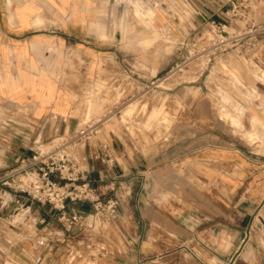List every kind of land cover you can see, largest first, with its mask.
I'll return each mask as SVG.
<instances>
[{"label":"crops","instance_id":"crops-1","mask_svg":"<svg viewBox=\"0 0 264 264\" xmlns=\"http://www.w3.org/2000/svg\"><path fill=\"white\" fill-rule=\"evenodd\" d=\"M228 6V0H0V169L85 119L108 116L84 152L93 183L104 193L117 189L121 198L112 221H90L47 246L0 223V264H264V146L258 150L257 141L222 118L203 90L231 84L227 69L213 74V65L204 79L192 80L203 94L195 107L166 109L176 117L171 128L140 124L137 112L121 106L152 103L140 88L170 58L168 43L153 41L155 31L183 42L208 20L228 19ZM255 13L264 22L263 6ZM236 49L221 56L230 70L244 66L230 59ZM255 50L264 69V41ZM260 88L262 96L244 113L251 129L254 118L264 119V83ZM170 96L188 99L179 90ZM89 101L99 109L91 111ZM145 110L141 116L152 108ZM34 211L55 216L45 204ZM38 228L44 232L43 224ZM98 240L111 248L91 254Z\"/></svg>","mask_w":264,"mask_h":264},{"label":"built area","instance_id":"built-area-1","mask_svg":"<svg viewBox=\"0 0 264 264\" xmlns=\"http://www.w3.org/2000/svg\"><path fill=\"white\" fill-rule=\"evenodd\" d=\"M263 4L264 0H228V19L208 20V28L183 41L182 46L192 38L193 59L206 55L209 61H216L232 48L256 52V42L264 41V22L255 12ZM230 22L238 23L239 28L231 30ZM205 38L207 43H203ZM187 61L182 62L183 66ZM104 120L85 119L73 132L53 135L32 153L18 154L12 165L1 168L0 223L16 229L18 237L32 236L38 245L47 246L66 237L75 227L85 228L90 221H112L121 200L118 190L104 193L93 183L92 167L84 152L86 141L99 132ZM36 203L49 205L55 211L54 219L39 217L34 211ZM79 203H89L91 211L75 210L73 205ZM39 224L44 225L43 233L38 230Z\"/></svg>","mask_w":264,"mask_h":264},{"label":"rangeland","instance_id":"rangeland-1","mask_svg":"<svg viewBox=\"0 0 264 264\" xmlns=\"http://www.w3.org/2000/svg\"><path fill=\"white\" fill-rule=\"evenodd\" d=\"M168 6L173 12H176L178 9L177 4L175 3H168ZM203 28L207 29L208 26L205 25ZM191 40L189 44L185 42L186 46L184 48L172 51V47L175 43L182 44V38L178 39L171 33L167 36H162L159 32L155 31L153 41H163L168 43L170 58L169 65L159 73L154 72V77L145 86L146 88H140V91L143 94L149 93L153 96L152 103L150 104L148 100H134L126 101L124 104H121V106L125 108L126 113L137 112V121L140 124L146 123L153 127H159L164 124L171 128L177 122L175 119L176 117L172 116L171 111L166 109H171L177 106L184 108L195 107L197 101H195L196 99L194 98L203 94L204 90V93H207V97H209L208 99L210 100V103L219 111L220 116L227 119L239 131H241L244 138L249 139L250 142L257 141V144L260 146L258 150H262V147L264 146V119L258 117L254 118L251 129L246 124V115L244 114L246 109L253 106L254 100L257 97L262 96L260 86L264 83V69L258 67L256 63L257 56L254 49H248V51H246V48H242V50H234L230 55V59L236 61L238 65L241 62H244V66L242 68L239 65V67L230 70L225 64V57L218 58L217 62L213 60L209 61V57L206 55L193 59L195 50L193 49V41ZM207 42L208 38H205L203 43ZM185 59L189 61L183 66L182 62ZM177 64H180V66L178 67ZM213 65L217 66H214L213 74L221 71L220 66L223 67V70L227 69V73L233 78L232 83L227 85L224 83L209 84L208 86L204 85L203 90L197 87L198 84H195V87L192 80L196 79L198 75H201L204 79ZM161 90H164L169 95L163 94L164 98L159 99ZM176 90H179V93L185 94L186 97L188 96V99L179 100V102L173 100L170 93H174ZM96 102L97 101H89L91 111L99 109L100 105L98 106ZM150 107L152 108L151 112H149L147 116H141L140 113H146L145 109ZM101 111L103 110L101 109L97 113ZM99 116L100 115H98V117ZM102 116L103 115L99 118H102ZM104 118L109 117L107 116ZM192 118L193 117H189V119ZM0 166H2L1 161ZM108 225L109 224H106L104 227L106 228ZM106 230L107 228L105 231ZM102 231V227L97 228V232ZM106 235L107 238L109 237L110 240L112 239V233L108 232ZM98 242L97 245L90 247L89 252L91 254L97 255L98 253L108 251L111 248V244L108 245L105 241L102 242L101 240H98Z\"/></svg>","mask_w":264,"mask_h":264}]
</instances>
